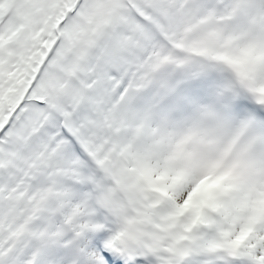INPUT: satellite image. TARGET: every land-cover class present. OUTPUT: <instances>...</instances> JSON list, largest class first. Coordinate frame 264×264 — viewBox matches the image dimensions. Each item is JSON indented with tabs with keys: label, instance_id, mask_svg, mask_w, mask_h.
Instances as JSON below:
<instances>
[{
	"label": "snow or ice",
	"instance_id": "6c2138e0",
	"mask_svg": "<svg viewBox=\"0 0 264 264\" xmlns=\"http://www.w3.org/2000/svg\"><path fill=\"white\" fill-rule=\"evenodd\" d=\"M0 264H264V0H0Z\"/></svg>",
	"mask_w": 264,
	"mask_h": 264
}]
</instances>
